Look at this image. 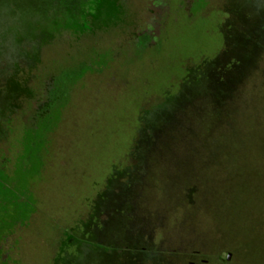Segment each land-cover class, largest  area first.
<instances>
[{
  "label": "rangeland",
  "instance_id": "obj_1",
  "mask_svg": "<svg viewBox=\"0 0 264 264\" xmlns=\"http://www.w3.org/2000/svg\"><path fill=\"white\" fill-rule=\"evenodd\" d=\"M112 1L0 0V264H264V0Z\"/></svg>",
  "mask_w": 264,
  "mask_h": 264
},
{
  "label": "flooded vegetation",
  "instance_id": "obj_2",
  "mask_svg": "<svg viewBox=\"0 0 264 264\" xmlns=\"http://www.w3.org/2000/svg\"><path fill=\"white\" fill-rule=\"evenodd\" d=\"M84 1H85L86 5L90 6V5L94 4L97 7V9H101V11H102V15L94 16L91 13H88L87 16H86V21L87 22L90 21L91 23H93V20L96 21V22L98 21L95 28H97L98 25L101 26L104 18H107L106 14H104V13L108 12V9H111L112 11L117 9L118 10L117 11L118 14H117L115 20H118L120 18L119 12H120V9L122 7L121 4H120V1H118V2L116 1L117 8H115L116 4H114V2L112 0H84ZM163 1L165 3L164 7H162L164 9L163 11L171 9L170 5H172V0H163ZM103 10H105V11H103ZM89 16H90V18H89ZM156 20H157L158 26H160V24H162L161 21L159 22L158 19H156ZM159 20H161V19H159ZM147 33L149 34V32H147ZM149 36L151 37V39H150L151 41H153L155 39V36L152 37L151 34H149ZM95 238H96L95 239L96 241L99 240V238H97V234H95Z\"/></svg>",
  "mask_w": 264,
  "mask_h": 264
},
{
  "label": "trees",
  "instance_id": "obj_3",
  "mask_svg": "<svg viewBox=\"0 0 264 264\" xmlns=\"http://www.w3.org/2000/svg\"><path fill=\"white\" fill-rule=\"evenodd\" d=\"M77 258L80 260H83V258L81 257V255L79 253H77Z\"/></svg>",
  "mask_w": 264,
  "mask_h": 264
}]
</instances>
